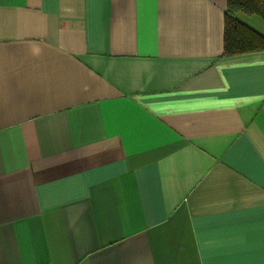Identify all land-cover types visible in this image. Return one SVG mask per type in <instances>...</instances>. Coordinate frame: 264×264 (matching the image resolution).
I'll use <instances>...</instances> for the list:
<instances>
[{
    "label": "crops",
    "instance_id": "obj_1",
    "mask_svg": "<svg viewBox=\"0 0 264 264\" xmlns=\"http://www.w3.org/2000/svg\"><path fill=\"white\" fill-rule=\"evenodd\" d=\"M227 2L0 0V264H264V50L224 55Z\"/></svg>",
    "mask_w": 264,
    "mask_h": 264
},
{
    "label": "trees",
    "instance_id": "obj_2",
    "mask_svg": "<svg viewBox=\"0 0 264 264\" xmlns=\"http://www.w3.org/2000/svg\"><path fill=\"white\" fill-rule=\"evenodd\" d=\"M254 14L264 19V0H228L224 55L264 50V35L241 18L242 15Z\"/></svg>",
    "mask_w": 264,
    "mask_h": 264
},
{
    "label": "rangeland",
    "instance_id": "obj_3",
    "mask_svg": "<svg viewBox=\"0 0 264 264\" xmlns=\"http://www.w3.org/2000/svg\"><path fill=\"white\" fill-rule=\"evenodd\" d=\"M247 16V20L244 22L264 35V19L256 14Z\"/></svg>",
    "mask_w": 264,
    "mask_h": 264
}]
</instances>
